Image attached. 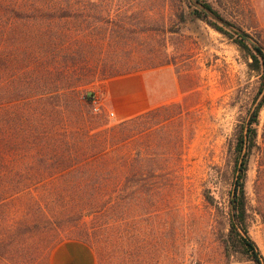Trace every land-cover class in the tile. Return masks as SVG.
<instances>
[{
	"label": "rangeland",
	"instance_id": "1",
	"mask_svg": "<svg viewBox=\"0 0 264 264\" xmlns=\"http://www.w3.org/2000/svg\"><path fill=\"white\" fill-rule=\"evenodd\" d=\"M46 1L0 0V111L10 114L17 98L36 109L39 95L66 93L70 110L73 99L85 104V133H118L114 126L125 119L109 117L106 108L93 114L92 96L105 98L112 78L158 75L157 83L169 86L162 109L100 149L108 156L152 155L159 160L152 169L157 181L171 185L162 187V200L146 205L139 192L129 200L123 176L119 193L106 177L99 211L73 188L51 195L57 180L30 186L0 208L13 232L4 234L3 264H49L50 251L65 240L89 245L96 264H255L239 254L225 256L219 240L228 227L235 134L255 105L261 80L234 37L204 19L194 21V7L179 0H69L75 7L62 18L44 15L55 12L50 7L59 0H49L50 6ZM205 1L264 50V0ZM263 95L264 88L258 99ZM55 105L61 100H49ZM58 121L62 130L80 132L78 124ZM256 130L245 192L249 235L264 260V105ZM78 138L80 151L89 149ZM205 187L213 206L204 200ZM19 222L23 226L14 233Z\"/></svg>",
	"mask_w": 264,
	"mask_h": 264
},
{
	"label": "trees",
	"instance_id": "2",
	"mask_svg": "<svg viewBox=\"0 0 264 264\" xmlns=\"http://www.w3.org/2000/svg\"><path fill=\"white\" fill-rule=\"evenodd\" d=\"M57 1V0H56ZM186 6L195 7L191 0H179ZM205 8L209 9L216 16L220 15L205 0H196ZM51 1H46L50 6ZM1 6V4H0ZM45 5V7H47ZM69 0H59L57 5L50 7L56 10L44 15L55 16L60 18L68 17L69 10L74 8ZM195 14L198 18L204 19L215 30L226 34L230 38L234 37V43L245 52V56L252 61L249 63L251 70L260 75V84L254 97V107L248 112V117L241 123L236 131L233 149V169L232 182L228 192L227 202V232L221 235L219 240L222 251L225 256L239 254L254 262L255 264H264L262 254L249 235L248 207L245 192V178L248 166V160L256 147L258 115L264 105V95L259 98L264 88V50L249 41L248 35H240L217 23L207 16L203 11L196 8ZM182 15H184V8ZM120 29L115 30L118 32ZM130 74V73H128ZM35 98L36 103H42L40 108H25V98L14 99L11 105L12 111L8 114L5 108L0 111V208L7 205L8 202L21 191L34 186L35 184L52 182L57 180L60 184L56 187V192L52 194H62L64 190L74 189L77 194L84 198L85 203L96 211L102 207L101 194L104 190L105 178H112L115 184L112 192L119 193L116 187L121 181L118 177L123 176L124 188L129 189V200L135 199V194L140 193L146 205L161 199V190L163 186L170 184L168 180H158L154 171L159 160L152 155L140 152L131 157L102 154L101 146H108L110 141H117L126 137L130 126L149 117L162 107L149 109L143 113L132 116L128 119L118 122L114 127L118 133L111 132L109 129L97 133H89L81 127L82 120L85 116V104L73 99L72 110L68 105L69 94L59 93L55 95H39ZM30 103H33L34 97H29ZM61 100L62 105L48 106L49 100ZM68 119L75 124L80 130L76 132H67L62 130L60 123ZM58 121V122H57ZM43 122V123H42ZM76 128V129H77ZM75 129V130H76ZM82 131V132H81ZM85 140L89 149L80 151L78 148L79 138ZM41 138L43 143H38ZM75 139V144L71 139ZM148 151V149H147ZM56 168L59 171H54ZM164 176V175H163ZM159 175L158 178H162ZM70 177L71 180H67ZM85 177L84 179H81ZM48 179V180H47ZM53 179V180H52ZM53 181V182H54ZM82 182H89V185H80ZM84 186V188L82 187ZM205 186H208L207 182ZM53 192V193H52ZM118 195V194H117ZM203 197L206 203L213 206L214 198L210 194L209 188L203 189ZM152 200V201H151ZM9 215L0 214V264L7 254L8 241L4 234H12V223L8 221ZM264 220V219H263ZM23 222L16 225L14 233L19 232ZM57 224H60L57 222ZM100 228V224H98ZM27 228V227H26ZM17 230V231H16ZM7 235V236H8Z\"/></svg>",
	"mask_w": 264,
	"mask_h": 264
},
{
	"label": "crops",
	"instance_id": "3",
	"mask_svg": "<svg viewBox=\"0 0 264 264\" xmlns=\"http://www.w3.org/2000/svg\"><path fill=\"white\" fill-rule=\"evenodd\" d=\"M134 73L112 78L107 84L104 107L112 110L117 119L123 120L158 107L161 97L168 92L169 86L162 87L157 83L158 75L145 77ZM49 264H96V257L84 242L65 240L50 251Z\"/></svg>",
	"mask_w": 264,
	"mask_h": 264
},
{
	"label": "water",
	"instance_id": "4",
	"mask_svg": "<svg viewBox=\"0 0 264 264\" xmlns=\"http://www.w3.org/2000/svg\"><path fill=\"white\" fill-rule=\"evenodd\" d=\"M193 5L195 6L192 9V13H191V18L194 21H197L198 17L195 14L196 8L200 9L201 11H203L207 16H209L210 18H212L213 20H215L216 22H218L219 24L223 25L224 27L237 32L240 35H246L244 34L242 31H240L239 29H237L236 27H234L233 25L227 23L225 20H223L221 17L216 16L213 12H211L209 9L205 8L202 4H200L198 1L196 0H191ZM249 41L251 43L256 44L252 39L249 38ZM257 45V44H256Z\"/></svg>",
	"mask_w": 264,
	"mask_h": 264
},
{
	"label": "built area",
	"instance_id": "5",
	"mask_svg": "<svg viewBox=\"0 0 264 264\" xmlns=\"http://www.w3.org/2000/svg\"><path fill=\"white\" fill-rule=\"evenodd\" d=\"M90 107H91V112L93 114H101L103 110L105 109L104 107V99L102 95L96 94L93 95L90 101ZM107 115L109 117H113L114 113L113 112H108Z\"/></svg>",
	"mask_w": 264,
	"mask_h": 264
}]
</instances>
